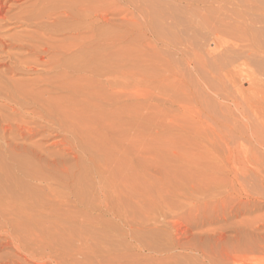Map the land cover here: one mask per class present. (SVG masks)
I'll list each match as a JSON object with an SVG mask.
<instances>
[{"label": "rangeland", "instance_id": "rangeland-1", "mask_svg": "<svg viewBox=\"0 0 264 264\" xmlns=\"http://www.w3.org/2000/svg\"><path fill=\"white\" fill-rule=\"evenodd\" d=\"M216 1L206 0L196 4L189 0H140L132 4L135 8L121 0L105 3L109 19L105 29L110 46L106 51L110 53H107L110 62L102 70L107 71L108 77L117 86L114 83V90L106 94V91L101 93L102 85L94 83L90 109L87 105L85 108L88 107L91 113L102 111L101 115L89 113L87 117L90 111L81 112L82 116L77 117V121L80 118L78 127L81 125L79 129L85 131V136L87 134L86 137L80 135L85 137L84 140H91H85L88 145L91 143L89 146L98 141L97 146H91L96 151L94 154L102 161L107 159L108 169L112 166L108 173L113 174L116 184L119 183L118 188L124 192L117 206L118 211L120 209L121 214L126 215L124 218L129 229L137 233L133 235H138V238L134 237L132 241L125 239L126 242L118 239L115 233L117 226L110 218V221H103L106 229L102 222L99 223L102 224V227L99 226L102 231L95 223H90L88 229L89 223H86L85 228L80 227L83 231L79 229L76 241L78 245L82 243L81 248L84 246L86 251L82 248L81 252L80 246L77 249V244H74L75 248L69 256L73 261L68 258L64 264H205V261L215 264L216 260L219 261L217 264H264V252L261 250L264 243L254 239L250 232V223L256 220L255 215H258L257 218L264 217V188L255 180L257 178H250V162L245 158L250 144L238 136L239 132H244L245 121L236 107L238 99L244 111L249 113L256 109L260 99L255 97V102L247 91L241 92L237 78H241L243 87H247L253 77L264 80V60L252 56L244 44L254 32L260 33L256 40L264 45V8L260 6L264 5V0H254L256 3L253 0ZM136 8L139 12H135ZM143 10L147 12L143 13ZM98 11L95 10L96 17L100 15ZM97 36L96 41L101 42ZM120 74L123 76L120 77ZM108 98L114 101H107ZM118 99L121 103H116ZM90 132L94 133L93 137ZM106 137L109 141L105 140ZM114 155L115 160L112 159ZM258 223L263 224L262 221ZM90 227H93L92 231ZM81 232L84 237H80ZM100 233L103 241L98 238ZM96 237L99 242L95 241ZM3 238L0 237V241H4ZM56 239L52 238V241ZM259 242L262 243L260 247ZM104 243L109 245L108 248ZM61 244L58 245L56 240L55 245L66 251L68 245ZM115 249L121 252L119 258L113 257L119 261L102 258L103 250ZM6 252L0 254L3 256ZM73 252L79 254L77 258ZM18 256L16 259L20 260H14L23 264L25 258ZM205 256L209 257L208 261Z\"/></svg>", "mask_w": 264, "mask_h": 264}, {"label": "bare ground", "instance_id": "bare-ground-1", "mask_svg": "<svg viewBox=\"0 0 264 264\" xmlns=\"http://www.w3.org/2000/svg\"><path fill=\"white\" fill-rule=\"evenodd\" d=\"M112 1L115 2V0H0V237L5 238L4 241H0V252L7 251L3 256L0 254V263L2 264L22 263L15 261L17 260L16 256L18 255L25 258L23 264H29L31 262L34 264H64L71 255L70 253L73 251V247L75 248L74 244H77L76 241L78 240V233H80L79 229H81L80 227L82 226L85 228L86 223H89L87 224V228L90 223H95L96 226L98 225V227H102V224H99L102 222L103 227L106 229L107 227L104 226L105 222L103 221L109 220V218L117 226L115 227L116 230H113L116 231L115 233H117L118 239H130V241H132L135 240L134 237L138 238V235H133V233H137L129 229L128 222H126L127 220L124 218L126 215H123L124 213L121 214L120 209L118 211L117 206L120 205L124 192L122 191L123 189L121 190V188H118L117 184L119 183L117 182L116 184L117 180L114 179V176L112 177L113 174L108 173V170L111 169L112 166L108 169L109 166L107 159L106 161H102L98 159V155H95L96 153L94 154V147H92V149L91 146H97L98 141L97 144L89 146L91 143L88 145L86 142L89 138H86L88 139H85L86 141L83 139L85 136L83 132L85 131L79 129L80 127L82 128L81 125L78 127V121H80V118L77 121V117L82 116L80 115L81 112L86 113L87 111H90L87 109L88 107L85 108V106H89L90 101L92 100L91 94L94 90V83L95 85L96 83L102 85L101 88H103V90H101V93L106 91L105 93L107 94V92L114 90L113 84L115 81H112L113 79L110 80L107 71H104V69H106L104 67H108V63L110 62L107 56L108 52L106 51L107 49L109 50L108 47L110 46L107 38L108 31L105 29L109 21V19L107 20L108 10L105 9V3L107 5V3H111ZM121 1H125L126 4L129 3L130 5L135 3L134 1L140 2V0ZM189 1H194L198 4L199 2L201 3V1L204 3L206 0ZM214 1L216 0H213V2ZM257 1L258 0H256V2ZM138 2H136V5ZM260 4L257 3L256 5ZM132 6L134 7V5ZM260 6L264 8V5ZM97 7L99 9H97ZM95 10L100 11H98L100 15L97 17L95 16L97 14H95ZM136 11H138V9L135 10V12ZM144 12L147 11L143 10V13ZM96 26H99L97 33ZM248 30L250 31V28H248ZM97 34V37L101 42L96 41ZM259 34L260 33L257 34L253 32L252 36L249 37V40L245 39V41L248 40V43L245 42L244 44L246 47L248 46L252 56L264 60V45L259 44L256 40V37H258ZM241 36L243 37L245 35ZM98 49L102 51H99ZM252 66H254V64ZM102 68L104 69L102 70ZM96 69H99V71ZM122 72L121 69V73ZM122 74L119 76H123ZM135 81L136 80H134V82ZM237 82L238 88L241 92L247 91L248 96H251L254 100L255 97L260 98L258 100L259 103L257 102L256 109L249 111V113L244 111V107L238 99L236 107L237 110L240 111L239 114L241 115L242 120L245 121L244 132H239L238 136L241 139H246L250 144L248 153L246 152L245 156L246 160L250 162V178H252V176H254L253 178H257L255 180L260 182L264 188V80L259 81L256 77H253V80L248 83L247 87L242 86V80L240 77L237 78ZM115 85L117 86L116 83ZM120 86L119 88L122 87ZM99 88L100 87L98 86V89ZM108 96L110 97V95ZM108 99L109 100L107 101H114V99ZM120 101L121 100L118 99L116 103ZM256 101L257 99L255 102ZM110 103H108V105ZM116 106L117 105H115V107ZM101 112L102 111L95 113H100L101 115ZM89 113L95 116V113H91L90 111L87 112V117ZM118 113L119 111H117V114ZM78 114L80 116H77ZM98 116L99 115H97V117ZM102 117H104V115ZM114 117L116 118V114ZM90 118L92 119V117ZM116 119H118V117ZM88 124L89 123H87V126ZM90 124L92 125L91 122ZM87 130L90 131V129ZM79 131H82V133ZM89 131L86 132L89 133ZM93 134H91V136ZM245 134H247V137ZM108 138L109 137H106V139H104L108 140ZM95 139L96 138H94V140ZM94 140H92L93 143H96ZM109 143L112 144L111 141ZM108 152L110 151H107V153ZM71 155L73 158H71ZM69 156L71 157L69 158ZM114 157L115 155L112 157L113 160H115ZM108 161L110 163L109 159ZM121 166L123 165H120L119 167ZM126 169L128 168L126 167ZM124 171L122 172L125 173ZM115 176L119 175L117 174ZM121 182L123 183V180H121ZM135 184L137 187V183ZM262 205L264 206V204ZM253 213H255V210ZM260 215L261 214H259V216ZM255 216L256 220H253L252 223H250L251 236H253L254 239H257V241H263L264 243V217L260 216L257 218L258 215ZM261 221L263 224L258 223ZM136 225L137 224L134 226ZM135 229L136 228H134V230ZM108 230H105V232L107 231L108 233ZM216 230L219 231L221 229ZM237 231L238 230H236V232ZM240 231L242 232V230ZM211 232L213 233V231ZM220 232L223 233L222 231ZM86 233H84V235ZM216 233L218 234V232ZM228 233L229 232L223 234L228 235ZM110 234H107V236ZM99 235H101V233ZM238 235L236 238L237 240L240 239V237L238 239ZM81 236H83V233L80 237ZM91 236L94 237L93 235ZM101 236L98 238H102L101 240L103 241V236ZM114 236L117 238L116 235ZM109 237L111 238V236ZM52 238H57L58 245L61 243V246L63 244L68 245V253H66L67 249H65L66 251H63L61 247L59 248L58 245H55L56 240L53 242ZM98 238L96 237V240H94L98 241ZM89 240L91 242V239ZM106 240L107 239H105V241ZM245 241L243 240V242ZM123 242H126V240ZM138 242L140 243V241ZM249 243H251V241ZM259 244L262 243L259 242L258 245ZM77 245V249L79 246L81 248L82 243L78 246ZM107 245L105 244L108 248L109 245ZM253 245H251V247ZM260 246L261 245H259V247ZM262 246L264 245L262 244ZM83 247L84 246H82V248ZM106 247L105 249H107ZM110 248L111 247H109V249ZM252 248L254 249L255 247ZM83 249L80 251L82 252ZM248 249L251 250L250 248ZM99 250L101 251L102 249ZM191 250L193 251V249ZM261 250L264 252L262 247ZM84 251H86V249H84ZM98 251L95 250L93 252L98 253ZM120 253L121 252L118 249H115L114 251L103 250L101 255H103L102 258L109 259L108 261H111L110 259L119 261L117 258L120 257ZM202 254L201 256H203ZM78 255L76 254V258ZM90 255L91 254L88 256ZM113 257L117 258L114 259ZM5 260L10 262H5ZM19 260L20 258L17 261ZM72 261L73 260H71V262ZM71 262L70 264H74ZM218 262L216 260L215 264ZM66 263L68 264V262ZM204 263L207 264L206 261ZM76 264H78V262ZM210 264L212 263L210 262Z\"/></svg>", "mask_w": 264, "mask_h": 264}]
</instances>
